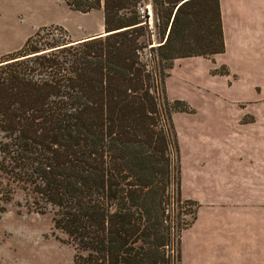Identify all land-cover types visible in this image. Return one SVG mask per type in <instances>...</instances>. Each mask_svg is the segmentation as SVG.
I'll return each mask as SVG.
<instances>
[{
	"label": "trees",
	"instance_id": "trees-1",
	"mask_svg": "<svg viewBox=\"0 0 264 264\" xmlns=\"http://www.w3.org/2000/svg\"><path fill=\"white\" fill-rule=\"evenodd\" d=\"M105 32L40 27L0 57V193L51 213L76 264H181L180 157L165 78L224 51L219 0H63ZM60 238V237H57Z\"/></svg>",
	"mask_w": 264,
	"mask_h": 264
},
{
	"label": "crops",
	"instance_id": "crops-1",
	"mask_svg": "<svg viewBox=\"0 0 264 264\" xmlns=\"http://www.w3.org/2000/svg\"><path fill=\"white\" fill-rule=\"evenodd\" d=\"M219 7L224 51L176 58L170 71L198 64L203 68L192 75L204 76L225 66L232 79L255 71L261 87L264 0H219ZM230 118L220 136L211 135L213 144L189 152L186 185L180 178L182 199L196 205L187 227L188 264H264V124L255 126V115Z\"/></svg>",
	"mask_w": 264,
	"mask_h": 264
},
{
	"label": "rangeland",
	"instance_id": "rangeland-1",
	"mask_svg": "<svg viewBox=\"0 0 264 264\" xmlns=\"http://www.w3.org/2000/svg\"><path fill=\"white\" fill-rule=\"evenodd\" d=\"M144 4L152 9L151 0H144ZM42 26L62 27L71 40H76L104 31L103 10L82 13L67 7L63 0H0V57L20 49ZM202 68L197 64L179 71L168 69L165 78L167 98L187 105V110L172 112L184 185L189 152L213 144L211 135L220 136L232 115L243 113L245 120L255 115L259 121L255 126L264 124V85L255 87V71L232 79L226 77V67L220 66L208 75H192ZM218 144L220 138L216 139ZM183 208L180 222L189 223L196 205ZM62 238L64 235L53 227L49 211L28 209L21 192L11 194L9 199L0 193V264H76L73 248ZM187 244L186 228L181 236V264H188Z\"/></svg>",
	"mask_w": 264,
	"mask_h": 264
},
{
	"label": "built area",
	"instance_id": "built-area-1",
	"mask_svg": "<svg viewBox=\"0 0 264 264\" xmlns=\"http://www.w3.org/2000/svg\"><path fill=\"white\" fill-rule=\"evenodd\" d=\"M152 9H151V6L150 5H141L140 6V13L143 15V16H145L146 18H150V17H152V11H151Z\"/></svg>",
	"mask_w": 264,
	"mask_h": 264
},
{
	"label": "water",
	"instance_id": "water-1",
	"mask_svg": "<svg viewBox=\"0 0 264 264\" xmlns=\"http://www.w3.org/2000/svg\"><path fill=\"white\" fill-rule=\"evenodd\" d=\"M103 32H105V31H103Z\"/></svg>",
	"mask_w": 264,
	"mask_h": 264
}]
</instances>
